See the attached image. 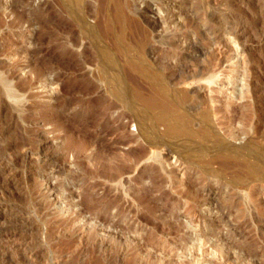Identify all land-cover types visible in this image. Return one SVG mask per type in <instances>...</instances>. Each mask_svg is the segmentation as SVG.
<instances>
[{"label":"rangeland","instance_id":"obj_1","mask_svg":"<svg viewBox=\"0 0 264 264\" xmlns=\"http://www.w3.org/2000/svg\"><path fill=\"white\" fill-rule=\"evenodd\" d=\"M1 154L0 264H264V0H0Z\"/></svg>","mask_w":264,"mask_h":264},{"label":"bare ground","instance_id":"obj_2","mask_svg":"<svg viewBox=\"0 0 264 264\" xmlns=\"http://www.w3.org/2000/svg\"><path fill=\"white\" fill-rule=\"evenodd\" d=\"M119 12V11H118ZM183 12V11H182ZM119 15V14H118ZM123 17V16H122ZM186 18V17H185ZM122 19V18H121ZM124 19V18H123ZM186 22V21H185ZM187 22H189L190 23V20L187 18ZM194 25V24H193ZM214 75V74H213ZM13 79V76L12 75H6V77H5V81H7V82H10L11 80ZM33 83V82H32ZM31 83H23V84H21V85H19V86H17L15 89L14 88H10L8 91V93L10 94L9 96H11V97H13V98H20L22 95H25L26 94V91H27V88L29 87V85H30ZM163 96V95H162ZM148 99V102H154V101H157V99H159V98H155L154 96L153 97H149V98H147ZM147 99H145V100H147ZM160 100V99H159ZM162 101V100H161ZM165 101V100H164ZM163 101V102H164ZM165 103V102H164ZM163 103V104H164ZM170 104V103H169ZM165 105L167 106V104L165 103ZM158 106V105H157ZM161 107H162V104L160 105ZM168 106H170V105H168ZM172 106H174V104L172 105ZM160 107V108H161ZM166 108V107H165ZM164 108V109H165ZM173 108V107H172ZM162 109H163V107H162ZM166 109H168V107L166 108ZM174 110V109H173ZM165 111V110H164ZM166 112V111H165ZM59 114V113H58ZM181 122V121H180ZM170 126H172V125H170ZM20 142V144H21V142H23V141H19ZM27 143H28V141H27ZM46 143V141H44V144ZM17 144V143H16ZM16 144H14V145H12V146H10V147H7V148H5V152L6 151H10L11 149H13L14 147H15V145ZM21 146H24V142H23V144L21 145ZM2 150V149H1ZM2 153V152H1ZM26 153V152H25ZM2 155V154H1ZM23 155V154H22ZM21 155V156H22ZM11 156V155H10ZM13 156V155H12ZM11 156V157H12ZM19 156V155H18ZM20 156V157H21ZM24 156V155H23ZM14 158H16V157H14ZM13 158V159H14ZM23 159V158H22ZM18 160V159H17ZM13 162H14V160H13ZM11 163V162H10ZM8 164H9V161L8 160H6V158L2 155L1 157H0V168H3L1 171H0V177H2L3 175H5L6 173L5 172H7L8 170H7V166H8ZM10 171V170H9ZM9 173V172H8ZM61 187V186H60ZM59 188H56V187H51L50 188V190H52V191H56V190H58ZM68 191V190H67ZM71 189H69V192L71 193ZM84 197V196H83ZM42 205V204H41ZM92 207V204L90 205V204H85V206H84V209H89V208H91ZM11 215V214H10ZM14 216V215H13ZM6 219V218H5ZM70 219V218H69ZM80 227V226H79ZM204 227V226H203ZM206 232V231H205ZM201 243V242H200ZM188 253V252H187ZM190 256V255H189ZM238 260V259H237ZM237 263V262H236ZM65 264V263H64Z\"/></svg>","mask_w":264,"mask_h":264}]
</instances>
